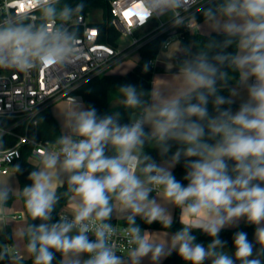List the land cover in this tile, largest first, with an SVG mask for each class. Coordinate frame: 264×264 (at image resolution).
<instances>
[{"label":"clouds","instance_id":"obj_1","mask_svg":"<svg viewBox=\"0 0 264 264\" xmlns=\"http://www.w3.org/2000/svg\"><path fill=\"white\" fill-rule=\"evenodd\" d=\"M185 3L137 0L135 15L141 23L171 16L180 26ZM196 5L209 38L195 51L176 49L178 71L150 90L119 86L126 122L119 110L101 114L70 97L61 133L33 152L30 183L18 191L0 183V213L14 195L23 201L28 220L15 235L32 264H54L57 254L59 264H162L173 253L185 264H264V0ZM84 7L82 0H5L0 72L29 75L77 60L70 26ZM181 164L186 183L174 175ZM23 172L12 165L14 176ZM62 199L67 207L57 211ZM176 209L181 227L170 233ZM137 218L160 224L163 236L142 229ZM241 222L254 228L253 238L235 231L229 251L220 233ZM194 232L209 242H198ZM5 259L24 264L8 246L0 248Z\"/></svg>","mask_w":264,"mask_h":264},{"label":"built area","instance_id":"obj_2","mask_svg":"<svg viewBox=\"0 0 264 264\" xmlns=\"http://www.w3.org/2000/svg\"><path fill=\"white\" fill-rule=\"evenodd\" d=\"M5 0H0V10ZM137 0H109L108 16L110 25L118 32L116 45L99 40L101 36L98 24L102 22L89 21V10L83 13L74 26H70L77 33L76 45L79 58L74 62L53 68H40L29 75L0 72V135L15 138L10 146L0 150V175L12 172V165H16L21 158V148L29 149V160H34L33 152L37 146L47 142L20 133L18 129H26L30 122H35L36 115L50 107L56 101L68 96L76 87L88 78L110 73L109 71L133 53L148 39L162 33H169L162 43L161 49L166 48L174 37L181 39L183 30L190 31L189 19L194 18L196 0H186L180 11L183 23L178 32L171 16L166 21L160 18H149L141 23L135 15ZM131 15L125 16V13ZM39 15V13H36ZM39 22V21H37ZM129 37L130 43L121 50L117 49L120 38ZM11 161V163H10ZM121 228L126 225L119 221L112 222ZM121 249L126 250L123 238H118ZM5 246H9L8 243ZM4 246V247H5Z\"/></svg>","mask_w":264,"mask_h":264},{"label":"trees","instance_id":"obj_3","mask_svg":"<svg viewBox=\"0 0 264 264\" xmlns=\"http://www.w3.org/2000/svg\"><path fill=\"white\" fill-rule=\"evenodd\" d=\"M108 1L109 0H82L85 7L83 13H85L89 8H102L103 11V19L98 27L101 32V36L99 40L102 42L109 43L111 45H116V41L118 39V32L110 25L109 16H108ZM63 2H67L75 5L78 0H62ZM195 21H203V17L200 13V8H198L194 14ZM182 29V26H177V31L179 32ZM169 33H162L151 37L144 44H142L137 52V59L135 61L134 66L124 74H114V73H105L100 75H95L88 78L86 81L81 83L78 87H76L71 93L80 95L82 97V102L85 105H94L98 111L103 114L105 112H113L119 110L122 113L124 122L127 121V113L122 106L118 107H110V102L112 100V95L118 93V88L122 84H134L138 88L142 87L145 91H148L151 86V79L153 73L155 71L160 70L158 67L154 66L152 62L157 58L163 41ZM211 36L216 39H222V37L218 36L216 33H211ZM208 34L202 33L200 31L190 32L188 30H183V37L180 39L181 47L189 46L195 51L198 47H202L205 41L208 39ZM232 51V49H229ZM178 59H182L180 55ZM148 64L147 70H145L144 65ZM224 95H228V92L225 91ZM233 110L237 108L236 104L232 105ZM20 133H26L29 137H32L36 140L50 142L53 141L61 132L60 127L57 120L51 113L50 107L40 111L36 117L35 122H30L26 129H18ZM3 145L10 146L15 142V138L12 136H4L2 137ZM154 158L159 159L157 153L155 151H151L150 153ZM29 149L27 147L21 148V158L17 161L16 164H20L24 169L23 174L17 175V180L19 183V189L30 183L27 180V175L31 170L32 162L29 160ZM174 175L178 180L183 181L184 168L181 165H177L173 170ZM186 183V182H184ZM59 191L63 192L64 189L61 188ZM16 199L15 195L8 202L9 206ZM67 204V201L61 200L58 205L57 211H60ZM178 209L175 210L174 215V224L171 229L167 231L175 232L177 231L181 225L179 223V218L177 216ZM54 219H58L56 214L54 213ZM28 217L26 216V221ZM25 221V223H26ZM116 219H113L112 222H115ZM121 224L126 225L124 220L119 221ZM35 223H39V221H35ZM137 223L141 228H151V229H160L163 230L161 225L158 223H153L152 225H146L140 218H137ZM242 230L248 233V238L251 240L253 238L254 228L248 226L241 222L238 228H229L225 229L220 233L221 238L227 242V249H232V236L235 231ZM194 235L197 236V241L207 244L209 242V237L200 233L194 232ZM10 242V233L8 228L5 229L4 238L0 236V248H3L6 243ZM61 257L57 254V260L54 264H59ZM24 264H32L30 258H23ZM9 260L5 259L4 261H0V264H5ZM162 264H185L184 261L176 254L173 253L171 256L162 261Z\"/></svg>","mask_w":264,"mask_h":264},{"label":"crops","instance_id":"obj_4","mask_svg":"<svg viewBox=\"0 0 264 264\" xmlns=\"http://www.w3.org/2000/svg\"><path fill=\"white\" fill-rule=\"evenodd\" d=\"M188 24L190 26L189 30L191 33L198 30L202 33L208 34L207 26L204 24L203 21H195V19L193 18V19L188 20ZM198 25H199V27H198ZM163 50H166V51H164L163 53L161 52L158 55V57L152 62V64L154 66L158 67L160 70L155 71L153 73V76L151 79L150 89H151V87L155 81H158L161 79H165V80L170 79L172 77V75L176 71H178L177 65L181 59H178L180 54H179V52L176 51V47L173 49H169V50L166 47ZM238 103L239 102L236 103L237 107H238ZM51 113L54 116V118L56 119L54 113L52 111H51ZM58 124H59L60 132H61L62 128H61L59 122H58ZM15 178L17 180V175L15 176ZM17 182H18V180H17ZM18 189H19V183H18ZM15 201L16 200H14L9 206H7L6 212L0 213V221H2V222H0V236H2L4 238L5 229L8 228L9 233H10V242H8V244L10 246V250L18 252L22 258H27V255L24 252V243L25 242L23 240L18 239L15 235L16 231L24 226L25 221H26V213H25V209L23 206V201H22V206ZM66 207H67V204L63 208H61V210H65ZM173 215H175V210L173 211ZM177 216L179 218V210L177 212ZM120 220L121 219H117L116 221H120ZM142 229L147 230V231L152 232V233H158V235L161 237L163 236V233L165 231V230L151 229V228H142ZM168 232H170V231H168ZM170 233H172V232H170ZM228 250L231 251L232 249H228ZM5 264H10V261H8ZM144 264H150V262L147 259H145Z\"/></svg>","mask_w":264,"mask_h":264},{"label":"rangeland","instance_id":"obj_5","mask_svg":"<svg viewBox=\"0 0 264 264\" xmlns=\"http://www.w3.org/2000/svg\"><path fill=\"white\" fill-rule=\"evenodd\" d=\"M88 10H89V12H88L87 18L89 21L100 22L103 19L102 8H89ZM168 17H170V16L161 17V21H163V22L166 21V19H168ZM129 43H130L129 37L120 38L118 41L117 49L121 50L124 47H126ZM175 47H176V49L181 48L180 39L178 37H174V39H173V41H171L170 45L167 46V49L169 50V49H173ZM164 51H166V50L161 49L159 54L161 52L163 53ZM136 59H137V53H133L127 59H125V60L121 61L120 63H118L117 65H115L109 72L114 73V74H124L134 66ZM65 102H66V99L62 98L50 106V109L54 113L57 121L60 123L61 128H62L61 111H62L63 107L65 106ZM110 103H111L110 107L122 106L121 104H119V93H115L112 95V100ZM31 162L34 163V160L32 159ZM0 183H7L10 185H13V186H15V191L19 190L18 189V182H17V180H16V178L12 172H10L6 175H0ZM15 200H16L15 202L19 203L22 206V200H18V199H15Z\"/></svg>","mask_w":264,"mask_h":264},{"label":"water","instance_id":"obj_6","mask_svg":"<svg viewBox=\"0 0 264 264\" xmlns=\"http://www.w3.org/2000/svg\"><path fill=\"white\" fill-rule=\"evenodd\" d=\"M198 8L199 7H197L196 9H198ZM70 97H78L82 101V97L80 95H76V94H72V95L69 94L68 96L65 97V99L67 100Z\"/></svg>","mask_w":264,"mask_h":264},{"label":"snow or ice","instance_id":"obj_7","mask_svg":"<svg viewBox=\"0 0 264 264\" xmlns=\"http://www.w3.org/2000/svg\"><path fill=\"white\" fill-rule=\"evenodd\" d=\"M139 6L137 5V8H138ZM128 15H131V13L129 12V13H125V16H128Z\"/></svg>","mask_w":264,"mask_h":264}]
</instances>
